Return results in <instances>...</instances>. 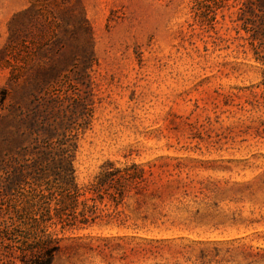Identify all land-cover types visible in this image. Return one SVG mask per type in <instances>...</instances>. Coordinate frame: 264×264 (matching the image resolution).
Returning <instances> with one entry per match:
<instances>
[{
    "label": "rangeland",
    "instance_id": "rangeland-1",
    "mask_svg": "<svg viewBox=\"0 0 264 264\" xmlns=\"http://www.w3.org/2000/svg\"><path fill=\"white\" fill-rule=\"evenodd\" d=\"M246 2L0 0V230L26 207L35 129L77 92L92 109L70 125L79 188L108 163L149 182L58 226L54 264H264V65Z\"/></svg>",
    "mask_w": 264,
    "mask_h": 264
},
{
    "label": "trees",
    "instance_id": "trees-1",
    "mask_svg": "<svg viewBox=\"0 0 264 264\" xmlns=\"http://www.w3.org/2000/svg\"><path fill=\"white\" fill-rule=\"evenodd\" d=\"M245 7L240 18L242 26L250 36L255 60L264 65V0H247ZM49 25L58 26L52 20ZM6 48L10 54L19 51L15 33H12ZM6 66L13 67L10 62ZM22 75L13 68V80L18 81ZM73 95L65 94L63 102L65 100L68 104L63 107L61 101L53 106L51 119L46 120L40 129H35L37 137L33 154L36 158H32V165L26 166L31 168L30 171L22 172L23 176L32 177L34 182L31 183L26 207L18 211L19 223L9 224L0 230V246L7 249L2 248L4 254L0 264H17L18 261L21 264H54L62 250L57 237L58 226L63 230L79 223L86 224L96 209L97 197L103 199L106 195L118 205L130 188H143L149 182L143 169L134 165L119 169L108 163L96 177V184L85 190L79 188L75 181V146L70 125L78 111L79 117L83 118L92 113V109L81 94L73 92ZM258 97L257 105L264 107V90ZM50 175L54 176L52 180ZM87 193L93 196L85 198ZM80 206L82 209L78 211Z\"/></svg>",
    "mask_w": 264,
    "mask_h": 264
}]
</instances>
